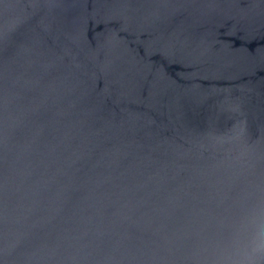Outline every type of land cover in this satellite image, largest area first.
Returning <instances> with one entry per match:
<instances>
[{
    "label": "water",
    "instance_id": "1",
    "mask_svg": "<svg viewBox=\"0 0 264 264\" xmlns=\"http://www.w3.org/2000/svg\"><path fill=\"white\" fill-rule=\"evenodd\" d=\"M0 264H264V0H0Z\"/></svg>",
    "mask_w": 264,
    "mask_h": 264
}]
</instances>
